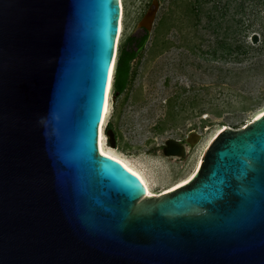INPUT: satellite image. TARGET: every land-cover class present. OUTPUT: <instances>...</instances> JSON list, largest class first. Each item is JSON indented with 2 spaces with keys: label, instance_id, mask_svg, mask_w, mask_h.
<instances>
[{
  "label": "water",
  "instance_id": "95a60500",
  "mask_svg": "<svg viewBox=\"0 0 264 264\" xmlns=\"http://www.w3.org/2000/svg\"><path fill=\"white\" fill-rule=\"evenodd\" d=\"M120 19L121 0H0V264H264V115L158 196L100 154Z\"/></svg>",
  "mask_w": 264,
  "mask_h": 264
},
{
  "label": "rangeland",
  "instance_id": "374dc122",
  "mask_svg": "<svg viewBox=\"0 0 264 264\" xmlns=\"http://www.w3.org/2000/svg\"><path fill=\"white\" fill-rule=\"evenodd\" d=\"M158 1L153 28L131 63L130 80L121 95L114 91L113 76L104 132L106 147L142 170L153 192L161 194L190 178L220 130L242 129L264 114V48L241 61L237 52L228 55L220 48L223 42L235 50L238 30L235 22L209 21L216 0L203 6L199 21L187 16L182 0ZM151 3L121 0L115 69L127 39L143 34L138 24ZM228 25L235 31L225 36ZM248 43L258 45L251 37ZM108 131L113 133L114 147ZM168 140L187 141L183 158L163 155L161 147Z\"/></svg>",
  "mask_w": 264,
  "mask_h": 264
},
{
  "label": "trees",
  "instance_id": "16d2710c",
  "mask_svg": "<svg viewBox=\"0 0 264 264\" xmlns=\"http://www.w3.org/2000/svg\"><path fill=\"white\" fill-rule=\"evenodd\" d=\"M179 0H177L178 2ZM185 5L187 16H191L199 21L200 15L204 12L203 6L213 0H182ZM216 0L213 7L209 10V21L221 19L222 21L233 24L236 23L237 30H232V25L225 26V36H230L236 32L237 43L235 50L231 44L220 43L222 48L228 55L237 52L238 60H244L249 56L260 53L264 48V0H235L234 13L227 20V14L231 11V1ZM216 13V15H215ZM221 27V25H217ZM258 33L262 37V41L257 46H252L248 43L249 37L252 34ZM149 38V33L143 31V34L138 37H129L126 45L121 49L117 67L114 74V91L121 95L127 88L130 80L131 63L134 61ZM226 48V49H224Z\"/></svg>",
  "mask_w": 264,
  "mask_h": 264
},
{
  "label": "bare ground",
  "instance_id": "6f19581e",
  "mask_svg": "<svg viewBox=\"0 0 264 264\" xmlns=\"http://www.w3.org/2000/svg\"><path fill=\"white\" fill-rule=\"evenodd\" d=\"M121 17H122V6H121ZM121 30H122V27H121V19H120V28H119L118 39L120 37ZM117 45H118V43H117ZM117 45H116V49H115L114 60H113V63H112L111 69H110V73H109V77H108L107 90H106L105 100H104L103 109H102L103 113H102V121H101V124H100V127H99L98 150H99L101 155H104L106 157L114 159L115 161L120 163L123 167H125L128 171H130L132 174L135 173L134 176L140 181V183L142 184V186L144 188V195L145 196H152V195L158 196L160 194H156V193L153 192L152 189H153L154 186L150 185L146 175L143 173L142 170H140L137 167L133 166L128 161H126L125 159H123L120 156H118L117 154H115L110 148L106 147L107 140H106V136H105L104 130H105L106 118H107L108 111H109V106H110V95H111V91H112L113 76H114V70H115V64H116ZM262 115H264V114L259 115L255 119L261 117ZM222 130H220V131H222ZM211 141L209 142L208 146L210 145ZM208 146H207V148H208ZM201 161H202V158L200 159V161H199L194 173L190 176V178L186 182H184V183L172 188L171 190L165 191V192H163L161 194L169 193L170 191H173L174 189H176V188L186 184L188 181H190V179H192V177L197 172V170H198V168H199V166L201 164Z\"/></svg>",
  "mask_w": 264,
  "mask_h": 264
},
{
  "label": "flooded vegetation",
  "instance_id": "af4514ba",
  "mask_svg": "<svg viewBox=\"0 0 264 264\" xmlns=\"http://www.w3.org/2000/svg\"><path fill=\"white\" fill-rule=\"evenodd\" d=\"M179 142H180V144L183 145V146L187 143V141H183V142L179 141ZM163 146H164V145H163ZM163 146L161 147V149H163ZM188 146H189V144H188ZM184 147H185V146H184Z\"/></svg>",
  "mask_w": 264,
  "mask_h": 264
},
{
  "label": "snow or ice",
  "instance_id": "6c2138e0",
  "mask_svg": "<svg viewBox=\"0 0 264 264\" xmlns=\"http://www.w3.org/2000/svg\"><path fill=\"white\" fill-rule=\"evenodd\" d=\"M133 175H135V173H133Z\"/></svg>",
  "mask_w": 264,
  "mask_h": 264
}]
</instances>
